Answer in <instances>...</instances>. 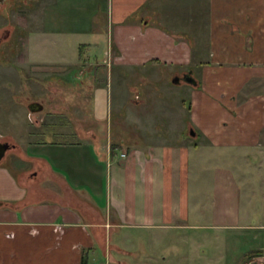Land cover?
I'll return each instance as SVG.
<instances>
[{"label": "crops", "instance_id": "obj_1", "mask_svg": "<svg viewBox=\"0 0 264 264\" xmlns=\"http://www.w3.org/2000/svg\"><path fill=\"white\" fill-rule=\"evenodd\" d=\"M50 1L36 12L53 51L57 38L95 34V54L74 41L66 52L88 73L83 86L93 83L98 128L20 148L19 163L0 168V264L117 262L113 238L132 228L156 244L172 229L251 227L264 245V213L254 221L264 211V0H104L107 42L63 23L75 0ZM43 41L37 60L50 55ZM128 76L151 84L150 112L137 110L138 92L128 97Z\"/></svg>", "mask_w": 264, "mask_h": 264}, {"label": "rangeland", "instance_id": "obj_2", "mask_svg": "<svg viewBox=\"0 0 264 264\" xmlns=\"http://www.w3.org/2000/svg\"><path fill=\"white\" fill-rule=\"evenodd\" d=\"M50 2V0L0 2V140L7 141L12 146L0 161V168L7 165L13 169L14 162L19 163L18 158L22 155L20 148L29 153L35 150V147L30 145L40 141L88 138L91 133L93 134L92 127L98 128L91 112L93 83L89 88L83 86L80 80H89V75L85 73L81 76L78 66L75 67L73 61L68 60L73 49L66 52L68 42L70 45H73V41L76 44L87 43L88 38L95 34L79 33L57 38L58 49L53 51L52 42L47 41L46 36L39 33L40 18L36 12L41 11L39 9ZM104 5V0L96 2L94 10L90 11L88 0H75L73 7L67 11L69 18L64 19L63 23L75 27L89 24L98 32H103L104 41L107 42L109 34L104 22L106 17ZM41 37H44V41L40 45L46 46L50 50V55L44 60H37L35 43L37 38ZM49 37L52 41L56 38L52 35ZM86 46L87 55L93 54L94 49L88 43ZM85 52L83 55L87 56ZM101 74L104 72L101 71ZM127 79L128 87L135 88L129 89L128 97L133 100L136 91L142 101L137 110L141 113L150 112L153 105L148 94L151 84L148 80L139 83L130 76ZM34 101L41 103L43 109L31 112L28 104ZM116 118L119 120V116L113 111L109 131L114 134L119 131L118 122L114 123ZM103 126L106 130L105 122ZM122 127L127 128L122 131L125 137H128L127 134L133 137L132 139L139 138L134 132L128 131L127 124L123 123ZM32 163L27 161V166H31ZM42 182L47 183L46 180ZM206 193L205 197L209 199ZM255 213L254 221L262 220L263 207H259ZM125 231L127 234L122 233L121 238L120 235L113 238L115 244L120 245L121 252L116 253L117 262L108 264H247L252 256L264 254L257 249L264 246L263 230L258 228L204 226L172 229L167 230L166 234H159L160 239L156 244L149 242L153 234L147 230L132 228ZM118 237L120 240H116ZM256 249L257 252H261L250 253V256L246 254ZM91 262L105 264L100 254L93 256V259L90 257L88 264Z\"/></svg>", "mask_w": 264, "mask_h": 264}, {"label": "water", "instance_id": "obj_3", "mask_svg": "<svg viewBox=\"0 0 264 264\" xmlns=\"http://www.w3.org/2000/svg\"><path fill=\"white\" fill-rule=\"evenodd\" d=\"M2 1V0H0ZM185 80L187 82H193V80L191 78H189L188 76L185 77ZM175 82H178V78H176V80H174ZM28 109L31 111V112H34V111H40L43 109V105L39 102H31L28 104ZM191 133L194 134V132L191 130ZM12 146L10 145L9 142L7 141H1L0 140V161L4 158L6 152L8 149H10ZM3 203L0 201V206L2 205Z\"/></svg>", "mask_w": 264, "mask_h": 264}, {"label": "built area", "instance_id": "obj_4", "mask_svg": "<svg viewBox=\"0 0 264 264\" xmlns=\"http://www.w3.org/2000/svg\"><path fill=\"white\" fill-rule=\"evenodd\" d=\"M121 156H124V154L122 153ZM247 264H264V254L252 256Z\"/></svg>", "mask_w": 264, "mask_h": 264}, {"label": "trees", "instance_id": "obj_5", "mask_svg": "<svg viewBox=\"0 0 264 264\" xmlns=\"http://www.w3.org/2000/svg\"><path fill=\"white\" fill-rule=\"evenodd\" d=\"M0 164H1V163H0ZM250 253H251V254H252V253H254V254H258V253H260V251L257 252V250H253V251H251V252L249 251V252L246 253V254H248V256H250V255H251ZM254 254H253V255H254ZM82 264H85V261H83Z\"/></svg>", "mask_w": 264, "mask_h": 264}, {"label": "flooded vegetation", "instance_id": "obj_6", "mask_svg": "<svg viewBox=\"0 0 264 264\" xmlns=\"http://www.w3.org/2000/svg\"><path fill=\"white\" fill-rule=\"evenodd\" d=\"M3 1V0H2ZM2 1H0V2H2Z\"/></svg>", "mask_w": 264, "mask_h": 264}]
</instances>
